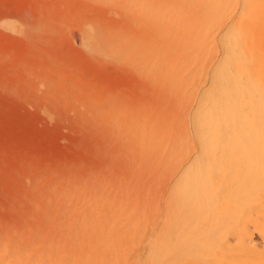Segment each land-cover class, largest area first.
Wrapping results in <instances>:
<instances>
[{"label": "bare ground", "instance_id": "obj_1", "mask_svg": "<svg viewBox=\"0 0 264 264\" xmlns=\"http://www.w3.org/2000/svg\"><path fill=\"white\" fill-rule=\"evenodd\" d=\"M83 1L89 104L39 111L84 157L1 174L0 264H264V0Z\"/></svg>", "mask_w": 264, "mask_h": 264}, {"label": "rangeland", "instance_id": "obj_2", "mask_svg": "<svg viewBox=\"0 0 264 264\" xmlns=\"http://www.w3.org/2000/svg\"><path fill=\"white\" fill-rule=\"evenodd\" d=\"M0 4V10H4L5 14L14 15L10 17L13 22L17 21V17L21 21L25 19V25L29 24L30 27L24 26L20 21H17L18 25L20 22L25 27L24 29L22 26L24 33L27 29L31 32L27 33L29 35L23 34L24 36L17 34L19 36L16 37V33L11 32V35L14 34V42L10 41L9 31L2 29L0 33V144L8 141L13 144L11 150L0 152V162L6 161L1 176L2 173L6 175L21 169L30 158L36 156L45 162L58 157L59 153L72 154L77 149L74 147L75 142L80 145L84 140V134L80 132L83 125H80L79 120L77 134L71 130V119L66 125L59 126L56 121L47 119L48 116L39 111V105L56 104L55 108H59L61 115L66 116L68 109H80L84 104H89L92 89L85 88L84 84L91 77V57L83 54L78 43L73 41V34L76 32L73 26L78 20L85 18L74 16L73 13L80 10L79 12L87 14L86 18H91L92 15L87 12L91 9V4L83 0H0ZM6 33L10 36L5 35ZM22 37L26 38L24 44L18 43ZM27 39L30 40L28 45L31 44L28 52L25 48L22 50L23 46L27 47ZM117 75L116 72H110L106 77L111 79ZM24 145L28 147L23 154L24 158L22 156V160L10 162L11 154L20 152ZM92 148L94 149L93 146ZM75 152L72 155L78 153L80 158L84 157L81 152L79 154V150ZM12 189L13 186L0 187V213L7 205L4 201L6 202Z\"/></svg>", "mask_w": 264, "mask_h": 264}]
</instances>
